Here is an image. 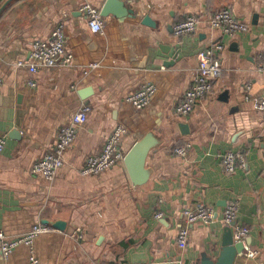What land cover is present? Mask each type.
Masks as SVG:
<instances>
[{
	"label": "crops",
	"instance_id": "obj_1",
	"mask_svg": "<svg viewBox=\"0 0 264 264\" xmlns=\"http://www.w3.org/2000/svg\"><path fill=\"white\" fill-rule=\"evenodd\" d=\"M106 1L0 0V136L6 138L0 232L11 239L36 224L62 221L63 230L35 240L39 264H195L218 256L223 210L237 201V224L249 229L245 246L258 255L243 252L234 264H264V110L255 105L264 97V0L123 1L127 11L101 15L103 34H94L80 8L90 3L101 13ZM223 8L247 31L228 36L209 28L208 19ZM187 16L200 19L196 33L175 36L173 26ZM60 24L73 66L31 74L16 65L28 58L33 41ZM214 43L223 46L222 73L181 116L176 105L192 85L197 55ZM90 63L98 67L85 75ZM145 83L157 91L145 109L135 110L125 99ZM82 103L91 112L57 176L46 181L32 174ZM116 126L126 131L124 157L137 144L146 146L138 182L124 159L98 175L80 173ZM186 145V155L173 151ZM229 151L244 157L243 169L223 170L220 157ZM201 203L214 208L216 220L194 223L181 250L183 210ZM158 212L163 216L156 218ZM0 264H29L28 249L16 248Z\"/></svg>",
	"mask_w": 264,
	"mask_h": 264
},
{
	"label": "built area",
	"instance_id": "obj_2",
	"mask_svg": "<svg viewBox=\"0 0 264 264\" xmlns=\"http://www.w3.org/2000/svg\"><path fill=\"white\" fill-rule=\"evenodd\" d=\"M120 1H136V0H120ZM80 11L86 16L89 29L94 34H103L104 22L101 17L100 10L91 5L84 3ZM200 19L195 16H187L185 20L173 26V34L182 36L195 34L199 25ZM207 25L212 30H219L225 35L233 36L239 32H246L247 26L233 13L226 8L218 10L207 21ZM223 50V46L219 43L212 44L206 50L197 55L198 66L197 73L193 79L191 87L183 94L182 99L176 105V113L181 116H188L195 103L211 92L213 82L220 77L222 73L221 63L218 58V53ZM18 67L27 68L31 74H36L40 69L52 68L57 65L73 66V56L66 50L65 47V28L63 24L58 25L44 40H35L31 43L28 58L20 60L16 63ZM98 64H88L83 73L87 75L92 70L96 69ZM30 86H35L34 81L29 82ZM2 81L0 80V92ZM248 88V86H246ZM157 89L152 83H145L133 94L127 96L126 103L135 110L145 109L151 98L155 95ZM255 105L258 109L264 110V97L258 98ZM91 112V107L82 103L79 110L73 114L69 122L62 126L56 136V140L52 150L45 154L41 159L35 162L31 168V172L43 178L46 181H52L64 165L63 155L65 151L73 144L76 139L77 132L82 126ZM125 129L122 126H116L111 132L102 150L94 155L89 156L81 168L80 173L84 176L98 175L112 167L123 162L124 155L120 149L122 136L125 134ZM6 144V138L0 136V155L2 154ZM190 145L174 148V152L179 155H186ZM223 170L226 173H232L237 167L244 168V157L234 152H226L220 157ZM237 201H230L223 210L222 222L225 226L230 227L233 233L234 242H242L244 251L247 255L255 257L257 251H249L245 246V240L249 235V229L245 226L237 224L238 217ZM183 225L180 227L176 244L179 249L184 250L189 239L190 227L196 222L211 224L216 220L217 214L214 208L205 203H201L193 208H185L183 210ZM162 212L155 214L156 218L162 217ZM55 229L50 224H36L28 232L8 239L0 232V258L7 260L13 251L24 246L29 252V264H39L34 251L35 240L43 234L53 232ZM76 238L82 239L83 235L80 230H76ZM176 264H181L177 261Z\"/></svg>",
	"mask_w": 264,
	"mask_h": 264
},
{
	"label": "water",
	"instance_id": "obj_3",
	"mask_svg": "<svg viewBox=\"0 0 264 264\" xmlns=\"http://www.w3.org/2000/svg\"><path fill=\"white\" fill-rule=\"evenodd\" d=\"M127 11L125 3L120 0H107L101 11V15L107 13H113L118 16ZM87 93L85 90L81 94L84 96ZM14 135L16 133L14 132ZM144 143V142H143ZM143 143L137 144L127 155L124 157V161L128 167V171L131 174V178L138 182V169L141 168L146 156V146ZM48 224V223H43ZM54 228L63 230L64 223L62 221H56L51 224ZM246 242V241H245ZM244 250V244L242 242H234L233 233L230 227H225L224 236L222 239V246L218 256L215 259L202 256L195 264H234L237 255L242 254Z\"/></svg>",
	"mask_w": 264,
	"mask_h": 264
},
{
	"label": "bare ground",
	"instance_id": "obj_4",
	"mask_svg": "<svg viewBox=\"0 0 264 264\" xmlns=\"http://www.w3.org/2000/svg\"><path fill=\"white\" fill-rule=\"evenodd\" d=\"M188 244V243H187ZM186 249V248H185ZM181 261V260H180Z\"/></svg>",
	"mask_w": 264,
	"mask_h": 264
}]
</instances>
